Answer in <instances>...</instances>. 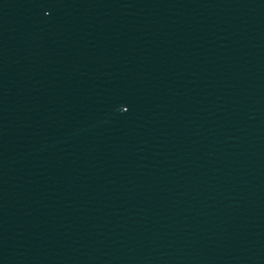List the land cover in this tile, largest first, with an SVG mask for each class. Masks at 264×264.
Instances as JSON below:
<instances>
[{
  "label": "water",
  "instance_id": "1",
  "mask_svg": "<svg viewBox=\"0 0 264 264\" xmlns=\"http://www.w3.org/2000/svg\"><path fill=\"white\" fill-rule=\"evenodd\" d=\"M264 131V0H0V264H48Z\"/></svg>",
  "mask_w": 264,
  "mask_h": 264
}]
</instances>
